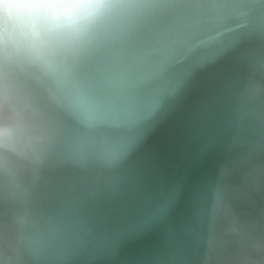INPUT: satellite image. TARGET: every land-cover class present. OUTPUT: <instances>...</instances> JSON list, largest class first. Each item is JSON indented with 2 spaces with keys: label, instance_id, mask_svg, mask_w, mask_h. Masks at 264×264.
I'll use <instances>...</instances> for the list:
<instances>
[{
  "label": "water",
  "instance_id": "water-1",
  "mask_svg": "<svg viewBox=\"0 0 264 264\" xmlns=\"http://www.w3.org/2000/svg\"><path fill=\"white\" fill-rule=\"evenodd\" d=\"M117 4L45 85L42 162L0 173V264H234L264 248V0Z\"/></svg>",
  "mask_w": 264,
  "mask_h": 264
},
{
  "label": "clouds",
  "instance_id": "clouds-1",
  "mask_svg": "<svg viewBox=\"0 0 264 264\" xmlns=\"http://www.w3.org/2000/svg\"><path fill=\"white\" fill-rule=\"evenodd\" d=\"M117 7V0H0V173L15 177L42 162L51 135L45 85L67 70ZM10 232L0 228V249L14 246ZM232 259L264 264V248L249 246Z\"/></svg>",
  "mask_w": 264,
  "mask_h": 264
}]
</instances>
